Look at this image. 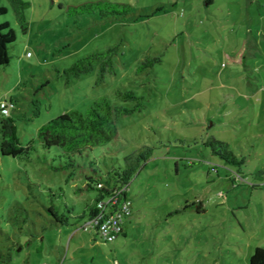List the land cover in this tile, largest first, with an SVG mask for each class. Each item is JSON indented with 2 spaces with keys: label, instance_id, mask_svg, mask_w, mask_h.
<instances>
[{
  "label": "rangeland",
  "instance_id": "obj_1",
  "mask_svg": "<svg viewBox=\"0 0 264 264\" xmlns=\"http://www.w3.org/2000/svg\"><path fill=\"white\" fill-rule=\"evenodd\" d=\"M24 1L26 35L0 0L8 10L0 24L17 33L10 64L0 68V104L9 109L0 119H13L20 146L34 147L18 158L0 152V264H250L264 248V67L248 50L245 66L229 59L246 29L245 0ZM98 1L133 12L111 20L68 13ZM115 46V75L100 81L98 65L80 78L65 72ZM148 56L162 62L138 73ZM119 90L135 92L146 108L121 119L118 141L82 157L40 145L42 126L86 113L100 97L132 108L117 101ZM212 141L226 142L236 159L214 155L204 145ZM144 146L155 151L130 184L128 238L101 243L82 229L98 197L86 177L107 179ZM53 206L69 226L56 225Z\"/></svg>",
  "mask_w": 264,
  "mask_h": 264
},
{
  "label": "trees",
  "instance_id": "obj_2",
  "mask_svg": "<svg viewBox=\"0 0 264 264\" xmlns=\"http://www.w3.org/2000/svg\"><path fill=\"white\" fill-rule=\"evenodd\" d=\"M7 1L14 12L21 32L26 35L30 29L27 12L31 4L24 0ZM132 12L133 7L130 4L110 1L89 2L79 6L68 7V13L71 16L89 15L96 16L102 20L128 17ZM7 13V8L3 7L0 2V17L6 16ZM16 42L17 33L11 28L10 24H0V68L10 64V50ZM245 53L246 50L243 45L238 54L229 59L238 66H245ZM118 55V46L110 47L105 51H96L76 61L65 72L80 78L93 72L98 65V74L100 81H102L105 80L106 75L116 74L115 66ZM161 62V57L152 58L148 56L141 63L138 73L146 69H153ZM115 97L121 103H134V106L132 108L119 106L114 104L108 97H100L91 103L86 113L76 110L70 111L42 126L37 132L38 142L43 149L51 150L56 148L67 157H82L89 155L96 148L108 147L121 138L119 132L121 119L142 113L146 108L143 98L137 96L133 91L123 92L119 90L115 93ZM204 145L211 148L214 155L220 156L228 162L231 159H236L226 142L212 141L206 142ZM33 149L34 147L32 146L26 148L20 146L17 138L16 123L13 119H0V152L3 157H22L28 155ZM154 151V147L144 146V152L138 151L129 154L124 158V163H118L112 167L107 179L100 178L95 180L92 177H86L88 185L86 190L92 189L91 184L95 183L96 185L98 182H103L108 189H116L126 185L130 187L132 180L142 165L144 164L145 167V164L153 158ZM105 194H107V190L98 191V197L95 202ZM95 202L92 205H87L85 212L87 219L95 215ZM199 209H203L201 203L197 206V210ZM49 213L56 225H70V216L62 213L57 207L53 206L50 208ZM69 214L72 213L69 212ZM250 264H264L263 247L255 250L254 255L250 259Z\"/></svg>",
  "mask_w": 264,
  "mask_h": 264
},
{
  "label": "built area",
  "instance_id": "obj_3",
  "mask_svg": "<svg viewBox=\"0 0 264 264\" xmlns=\"http://www.w3.org/2000/svg\"><path fill=\"white\" fill-rule=\"evenodd\" d=\"M0 109L3 116L9 115L6 103H1ZM95 188L107 190V194L95 202V215L87 219L82 229L94 235L99 242L113 245L124 233L125 223L133 214V203L128 193L130 187L108 189L103 182H98Z\"/></svg>",
  "mask_w": 264,
  "mask_h": 264
},
{
  "label": "crops",
  "instance_id": "obj_4",
  "mask_svg": "<svg viewBox=\"0 0 264 264\" xmlns=\"http://www.w3.org/2000/svg\"><path fill=\"white\" fill-rule=\"evenodd\" d=\"M206 1L209 6L214 3V0ZM243 8H246L247 25L246 29L239 31L242 35L241 43L233 56H236L244 45L245 50H248L250 59H253V62H258V68L262 69L264 63L262 64L257 60L263 58L262 61L264 62V0H245ZM259 63L263 66H260ZM84 219L87 220V217ZM130 219L125 223L124 233L121 235L123 239L128 238V231L132 223Z\"/></svg>",
  "mask_w": 264,
  "mask_h": 264
}]
</instances>
